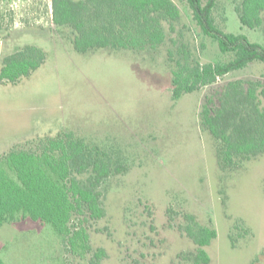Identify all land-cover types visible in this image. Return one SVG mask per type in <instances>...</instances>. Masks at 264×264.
<instances>
[{"label":"rangeland","instance_id":"obj_1","mask_svg":"<svg viewBox=\"0 0 264 264\" xmlns=\"http://www.w3.org/2000/svg\"><path fill=\"white\" fill-rule=\"evenodd\" d=\"M51 1L0 0V66L28 45L47 53L45 65L30 78L0 84V155L17 144L73 132L109 151L128 171L100 188L104 219L73 221L72 226L87 228L91 250L81 241L71 247L49 224L19 218L0 231V258L6 264H91L104 249L102 264H191L185 255L198 246L184 230L190 214L218 233L206 248L210 264H264V154L241 170L223 169L200 119L218 85L235 79L264 82V64L252 63L175 102L172 71L179 46L187 44L200 63L234 57L204 36L186 2L174 0L182 18L175 32L166 27L167 40L155 50L81 54L72 44L74 31L53 24ZM242 1L218 0L216 23L226 33L264 45V28L241 25L236 10ZM236 219L252 235L242 228L232 231ZM231 232L235 238L243 235L236 247Z\"/></svg>","mask_w":264,"mask_h":264},{"label":"trees","instance_id":"obj_2","mask_svg":"<svg viewBox=\"0 0 264 264\" xmlns=\"http://www.w3.org/2000/svg\"><path fill=\"white\" fill-rule=\"evenodd\" d=\"M186 2L196 24L205 37L218 44L224 54L234 57L226 63H200L193 60L187 44L172 50L169 61H176L172 71V95L176 102L186 94L217 84L221 78L247 68L264 64V45L250 42L244 35L221 30L214 11L218 0H180ZM52 20L57 27L74 31L72 44L76 52L108 49L143 52L155 50L176 31L182 11L174 0H52ZM239 14L242 27L264 28V0H243ZM1 44V39H0ZM176 44V43H174ZM174 56V57H173ZM47 61V53L34 45L25 46L3 58L0 84L18 85L30 78ZM201 127L215 141L217 157L225 170H241L244 163L264 154V82L235 79L218 85L202 106ZM128 171L116 164L112 154L100 146L63 132L45 136L33 143L14 145L0 156V231L3 225L19 218L31 219L52 226L67 243L91 250L87 228L72 226L75 217L84 224L107 216L100 188L112 176ZM89 174L85 180L77 176ZM170 213L172 210L169 211ZM187 236L198 246L185 255L191 264H210L206 248L217 239L214 227L200 225L194 216L185 215ZM244 229L252 235L241 219L232 231ZM237 238L232 232L233 247ZM71 245V247H72ZM106 255L98 250L91 264H102ZM0 264H6L0 258Z\"/></svg>","mask_w":264,"mask_h":264},{"label":"crops","instance_id":"obj_3","mask_svg":"<svg viewBox=\"0 0 264 264\" xmlns=\"http://www.w3.org/2000/svg\"><path fill=\"white\" fill-rule=\"evenodd\" d=\"M75 1H79V0H75ZM51 15H52V6H51ZM18 145V144H17ZM1 156V155H0ZM2 229V228H1Z\"/></svg>","mask_w":264,"mask_h":264},{"label":"built area","instance_id":"obj_4","mask_svg":"<svg viewBox=\"0 0 264 264\" xmlns=\"http://www.w3.org/2000/svg\"><path fill=\"white\" fill-rule=\"evenodd\" d=\"M51 18H52V16H51Z\"/></svg>","mask_w":264,"mask_h":264}]
</instances>
